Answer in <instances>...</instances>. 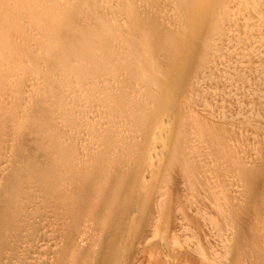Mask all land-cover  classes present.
Segmentation results:
<instances>
[{
	"label": "rangeland",
	"instance_id": "374dc122",
	"mask_svg": "<svg viewBox=\"0 0 264 264\" xmlns=\"http://www.w3.org/2000/svg\"><path fill=\"white\" fill-rule=\"evenodd\" d=\"M0 1L45 28L41 34L19 15L20 32L7 34L20 61L14 76L0 72V264H264V60L249 53L264 43L259 23L248 18L247 31L237 29L228 15L233 0ZM249 2L264 21V4ZM228 25L245 53L221 50ZM144 32L161 39L162 50L148 58L132 39ZM127 40L136 44L132 62ZM149 61L159 65L156 76ZM34 77L40 84L29 94ZM164 94L166 148L144 182L147 137ZM211 231L227 238L223 251ZM42 237L56 244L31 263Z\"/></svg>",
	"mask_w": 264,
	"mask_h": 264
},
{
	"label": "bare ground",
	"instance_id": "6f19581e",
	"mask_svg": "<svg viewBox=\"0 0 264 264\" xmlns=\"http://www.w3.org/2000/svg\"><path fill=\"white\" fill-rule=\"evenodd\" d=\"M38 1V0H37ZM175 1V0H174ZM178 2H179V4L178 5H180V4H184L185 5V0H177ZM250 0H233V5H232V7H231V9L229 10V12L230 13H228V15L230 14V19L234 22V23H238V24H240L241 25V27H238V26H240V25H238L237 27V29H239V28H241V29H245V27H246V20L248 19V18H251L253 21H254V25H255V23L256 24H258L259 23V25L261 26V27H258V28H262L263 30H264V21L262 20L261 21V19H260V17H259V15L258 14H256V13H254V12H256V10L253 12V7L251 6V5H249V4H251L250 2H249ZM260 4H264V0H257ZM2 1H0V22L1 23H4V24H1V25H5L6 24V21H7V19H6V17H8V16H10L11 15V13L8 11V10H6V9H4V8H2V3H1ZM52 2V1H51ZM123 2H125V1H123ZM130 2V1H129ZM192 2H193V0H192ZM45 3V2H44ZM61 3V2H60ZM113 3V2H112ZM209 3V2H208ZM207 3V4H208ZM43 4V3H42ZM45 4H47V3H45ZM49 4H51V3H49ZM120 4V3H119ZM127 4V3H126ZM198 4H200V2L198 3ZM202 4H204V3H202ZM206 4V5H207ZM259 4V5H260ZM41 5V4H40ZM65 5V4H64ZM149 5V4H148ZM154 5V4H153ZM206 5H205V7H206ZM75 6V5H74ZM88 6V5H87ZM86 6V7H87ZM104 6H105V4H104ZM204 6V5H203ZM50 7V6H49ZM89 7V6H88ZM91 7V6H90ZM199 7H202L201 6V4L199 5ZM205 7H204V9H203V11H201L200 10V12L203 14H200V18L201 17H203L205 14H206V11H205ZM218 7V6H217ZM39 8V7H38ZM48 8V7H47ZM51 8V7H50ZM64 8H66V7H64ZM196 8V7H195ZM203 8V7H202ZM202 8H200V9H202ZM37 9V8H36ZM100 9V8H99ZM110 9V8H109ZM150 9V8H149ZM218 9V8H217ZM262 9V8H261ZM40 10V9H39ZM45 10V9H44ZM54 10V9H53ZM80 10V9H79ZM89 10V9H88ZM127 10V9H126ZM206 10H207V8H206ZM36 11V10H35ZM38 11V10H37ZM43 11V10H42ZM52 11V10H51ZM108 11H110V10H108ZM171 11V10H170ZM258 12V11H257ZM50 13V12H49ZM51 13H53V12H51ZM24 14L26 15V17L24 16ZM37 14V13H36ZM40 14V13H39ZM60 14H62V13H60ZM68 14H70V13H68ZM112 14V13H111ZM19 15H20V17H24V19H25V22L28 24V25H31V26H33L34 27V29L37 31V32H39V33H41L42 32V30L43 31H45V28L42 26V22L40 21V20H38L37 18L36 19H33L32 17H31V15H29V16H27L28 14H26L24 11H21V12H17V13H15V14H13V16H12V20L10 19V21L8 22V24H6L5 26H0V48L2 49V54L0 55L1 57H0V61H2V63H0V72H6L7 73V75L8 76H10V77H12V76H14V73H15V69L16 68H18L19 66H17L18 64H19V61H17L18 59L17 58H14V57H12V56H10L12 53H13V51H12V53H10L9 54V51H11L10 50V48H11V45L9 46V38H8V32H9V30H10V32H13V33H19L20 31V28H18V27H20V21H18V22H15L18 18H19ZM42 15V14H41ZM100 15V14H99ZM141 15V14H140ZM208 15V14H207ZM213 15V14H212ZM10 16V17H11ZM40 16V15H39ZM43 16H45V14H43ZM48 16H49V14H48ZM50 17V16H49ZM117 17V16H116ZM59 18V17H58ZM94 18V17H93ZM142 18V17H141ZM199 18V19H200ZM47 20H48V18H46ZM52 18H50V20H51ZM110 19V18H109ZM139 19V18H138ZM198 19V20H199ZM202 19V18H201ZM201 19H200V21H201ZM218 19V18H217ZM54 20V19H53ZM114 20V19H113ZM98 21V20H97ZM129 21V20H128ZM199 21V22H200ZM249 21H250V19H249ZM22 22V21H21ZM91 22V21H90ZM94 22V21H93ZM108 22V21H107ZM106 22V23H107ZM130 22V21H129ZM206 22H207V20H206ZM263 22V23H262ZM50 23V22H49ZM66 23V22H65ZM112 22H110V24H111ZM114 23V22H113ZM203 23H205V22H203ZM13 24H18V26H16V28H13ZM98 24V23H97ZM122 24V23H121ZM250 24H252V22L250 23ZM46 25V24H45ZM101 25V24H100ZM248 25V24H247ZM123 26V25H122ZM149 26V25H148ZM235 26V25H234ZM234 26H231V25H228L227 27H226V29H224L225 30V36H224V38H222V41H221V43H220V45L219 44H216V46L217 45H219L220 47H221V50H223L225 53H228L229 55H230V53H233V52H235V51H238V47H240L239 45H236L235 44V42H232V41H235V39L234 38H237V40H238V37H236V35H237V32H239V31H237V29H235L234 28ZM255 26H257V25H255ZM27 27V26H26ZM61 27V26H60ZM102 27V26H101ZM107 27V26H106ZM114 27H115V25H114ZM251 27H253V25H251ZM27 28H29V27H27ZM76 28V27H75ZM199 28V27H198ZM197 28V29H198ZM249 27H247V29H248ZM118 29V28H117ZM133 31H137L138 32V34L140 33V31H139V27L138 26H136V25H134L133 26ZM142 30H143V28H141ZM140 29V30H141ZM247 29H245L246 31H247ZM252 29V28H251ZM12 30V31H11ZM56 30V29H55ZM81 30V29H80ZM107 30V29H106ZM86 31H88V30H86ZM258 31V30H257ZM113 32V31H112ZM250 32H252V31H250ZM264 32V31H263ZM108 32H106V34H107ZM145 33V32H144ZM199 33V31L197 30V34ZM240 33H242V32H240ZM240 33H238L239 35H240ZM42 34V33H41ZM46 34V33H45ZM81 34V33H80ZM83 34V33H82ZM85 34V33H84ZM130 34V33H129ZM138 34H136V36L133 34V38L132 39H134V37H136V38H139V40H140V42L139 43H136V44H138L139 46V48L141 49V52H142V54L145 56V54H146V56H147V58H148V55H153V52H154V50H158V49H160V50H162L161 48H159V45H158V43H159V41H161V39L160 38H158V37H156L153 33H149V34H147V33H145L146 35H144V34H141L142 36H138ZM250 34V33H249ZM70 35V34H69ZM77 35V34H76ZM94 36L95 35V33L93 34V32H92V34H91V36ZM245 35V34H244ZM244 35H242V36H244ZM246 35H247V33H246ZM256 35H258V34H256ZM46 36H48V35H46ZM122 36V35H121ZM120 36V37H121ZM49 37V36H48ZM96 37V36H95ZM253 37V36H252ZM94 38V37H93ZM119 38V37H118ZM251 38V37H250ZM253 38H255V36L253 37ZM54 39V38H53ZM87 39H88V37H87ZM13 40V39H12ZM35 40V39H34ZM95 40V39H94ZM236 40V41H237ZM253 39H250V41H252ZM256 40V39H255ZM42 40H40V42H41ZM184 41V42H183ZM249 41V42H250ZM257 42H258V40H256ZM263 41V40H262ZM39 42V41H38ZM46 42V41H45ZM53 42L56 44V45H58V42L59 41H57V38L56 39H54L53 40ZM95 42V41H94ZM99 42V41H98ZM121 42V41H120ZM185 42H186V40H182V42L180 43L182 46H183V43L185 44ZM264 42V41H263ZM53 43V44H54ZM109 43V42H108ZM105 44L106 45V47H105V49H106V51H109V53L107 52V56H106V58H108V60H112V56L113 55H110V53H111V46L109 45V44ZM114 43V42H113ZM116 43V42H115ZM237 43H239V41L237 42ZM247 43V42H246ZM51 44V43H50ZM112 44V43H111ZM136 44H135V41L133 40L132 42L131 41H128L127 40V43H126V49L127 50H131V49H133L134 51L133 52H131L130 53V57H129V60L132 62V61H134L135 60V57H134V54L136 55L137 54V52H136ZM241 45V44H240ZM47 46V45H46ZM49 46V45H48ZM51 47L50 48H53V45H50ZM93 46V45H92ZM181 46V47H182ZM218 46V47H219ZM180 47V48H181ZM243 47V46H242ZM242 47H240V48H242ZM89 48H90V46H89ZM123 48H125L124 46H123ZM47 49H48V47H47ZM246 49V48H245ZM44 50V49H43ZM92 50V49H91ZM217 50H220V49H217ZM241 50V49H240ZM46 51V50H45ZM48 51V50H47ZM46 51V53L45 54H47V53H49V52H47ZM82 51V50H81ZM99 51V50H98ZM132 51V50H131ZM177 51V50H176ZM242 51L245 53V51H244V47L242 48ZM251 51V52H250ZM65 52V51H64ZM88 52V51H87ZM243 52H242V55H243ZM15 53H17V52H15ZM14 53V54H15ZM84 53V52H83ZM237 53V52H236ZM235 53V54H236ZM249 53H251L252 55H253V57L254 58H257V59H260L259 61H261L262 59L264 60V58H263V53H264V43H262L261 45L259 44V42L258 43H253V44H251L250 45V50H249ZM37 54V53H36ZM114 54V53H113ZM220 54H222V53H220ZM224 54V53H223ZM234 53H233V55H235ZM239 54V56H240V53H238ZM238 54H237V56H238ZM250 54V55H251ZM20 55V54H19ZM100 55V54H99ZM119 55V54H118ZM246 55V54H245ZM244 55V56H245ZM252 55H251V58H252ZM218 56L219 57H221L220 55H219V53H218V55H217V59H218ZM12 57V58H11ZM16 57V56H15ZM71 57V56H70ZM116 57V56H115ZM216 57V56H215ZM224 57V56H223ZM222 57V58H223ZM230 57V56H229ZM228 57V58H229ZM232 57H234V56H232ZM236 57V56H235ZM234 57V59H236ZM241 57V56H240ZM53 58V57H52ZM253 58V59H254ZM17 59V60H16ZM98 59V58H97ZM126 59V58H125ZM215 59V58H214ZM213 59V60H214ZM223 59H225V58H223ZM244 59H245V57H244ZM106 60V59H105ZM151 60V59H150ZM220 60V59H219ZM230 60H231V58H230ZM238 60V59H237ZM118 61V60H117ZM128 61V60H127ZM227 62H228V60H226ZM233 61V60H232ZM231 61V62H232ZM95 62V61H94ZM109 62V61H108ZM120 62V61H119ZM124 62V61H123ZM212 62V61H211ZM219 63L218 64H221L220 63V61H218ZM231 62H230V64H231ZM253 62H255V60H253ZM256 62H258V61H256ZM110 63V62H109ZM125 63V62H124ZM146 64H147V67L150 69V73L152 74V75H155L156 76V74H157V72H156V70H158V66H155L154 64H153V62L151 61H149V63L148 62H145ZM224 63H225V60H224ZM235 63H237L238 65H240V67H241V69H242V67H246V66H244L243 65V61H241V59L239 60V61H235ZM240 63V64H239ZM260 63V62H259ZM262 63H264L263 61H262ZM27 64V63H26ZM119 64V63H118ZM133 64V63H132ZM211 64V63H210ZM217 64V63H216ZM229 64V63H228ZM234 64V63H233ZM232 64V65H233ZM258 64V63H257ZM53 65V64H52ZM51 65V66H52ZM73 65V64H72ZM115 65V64H114ZM212 65V64H211ZM234 65H236V64H234ZM259 65V64H258ZM262 65V64H261ZM260 65V66H261ZM20 66H22L21 64H20ZM216 66V65H215ZM219 66V65H218ZM220 66H222V65H220ZM219 66V67H220ZM226 66V65H225ZM224 66V67H225ZM255 66H257L256 64H255ZM260 66H257V67H259L260 68ZM79 67V66H78ZM115 67H116V65H115ZM217 67V66H216ZM219 67H218V69H219ZM223 67V66H222ZM224 67H223V69H224ZM227 67H228V65H227ZM230 67H232L231 65H230ZM234 67V66H233ZM208 68V67H207ZM237 68V67H236ZM254 68H256V67H254ZM258 68V69H259ZM262 69H264L263 67H261ZM260 68V69H261ZM33 69V68H32ZM120 69V68H119ZM133 69V68H132ZM210 68H208V70H209ZM212 69V68H211ZM222 69V68H221ZM17 70V69H16ZM130 70H131V68H130ZM207 69H205V71H206ZM228 70V69H227ZM227 70H226V72H227ZM236 69H234V71H235ZM243 70V69H242ZM77 71V70H76ZM83 71V70H82ZM120 71V70H119ZM132 71V70H131ZM137 71V70H136ZM143 71H145L144 69H143ZM148 71V70H147ZM204 71V70H203ZM213 71V70H212ZM211 71V72H212ZM219 71V70H218ZM225 71V70H224ZM73 72H75V71H73ZM221 72V71H220ZM225 72V73H226ZM232 72V71H231ZM236 72H237V70H236ZM238 72H239V70H238ZM240 72H241V70H240ZM243 72V71H242ZM82 73V72H81ZM213 73V72H212ZM211 73V74H212ZM223 73V72H222ZM224 73V74H225ZM229 72H227V74H228ZM73 74V73H72ZM121 74V73H120ZM123 74V73H122ZM209 74V73H208ZM210 74V75H211ZM224 74H221V75H224ZM232 74V73H231ZM234 74V73H233ZM204 75V74H203ZM217 75V74H216ZM77 76H79V75H77ZM207 76V75H206ZM205 76V77H206ZM209 76V75H208ZM18 77V76H17ZM125 77V76H124ZM132 77V76H131ZM142 77V76H141ZM148 77V76H147ZM202 77H204V76H202ZM227 77V76H226ZM230 77V76H229ZM228 77V78H229ZM70 78V77H69ZM150 78V77H149ZM207 78V77H206ZM225 78V77H224ZM223 78V79H224ZM54 79V78H53ZM75 79V78H74ZM83 79V78H82ZM123 79V78H122ZM205 79V78H204ZM203 79V80H204ZM209 79V78H208ZM42 80V79H41ZM146 81H144V84L146 85V86H150L153 82H151L149 79L147 80V79H145ZM202 80V79H201ZM210 80V79H209ZM208 80V81H209ZM226 80H228V79H226ZM231 80V79H230ZM229 80V81H230ZM76 81V80H75ZM205 81V80H204ZM1 82V81H0ZM40 82V80L38 79V77L37 78H33V79H31L30 81H29V87H28V93L29 92H33L32 90H33V88H35L36 86H38V84H40L39 83ZM64 82V81H63ZM224 82V81H223ZM82 83V82H81ZM142 83V82H141ZM199 83H201V81L199 82ZM204 83V82H203ZM206 83H208V82H206ZM205 83V84H206ZM211 83V82H210ZM228 83H230V82H228ZM232 83V82H231ZM204 84V87H206V85H207V87H210L211 85L209 84H206L205 85ZM69 85V84H68ZM224 85H227V83H224ZM233 85H234V83H233ZM236 85V84H235ZM2 86V84L0 83V87ZM201 86H202V84H201ZM200 87V86H199ZM198 87V88H199ZM225 87V86H224ZM76 88V87H75ZM125 88V87H124ZM214 88V87H213ZM231 88H232V86H231ZM231 88L229 89L230 90V92H231ZM234 88V87H233ZM202 89V88H201ZM204 89V88H203ZM206 89V88H205ZM211 89V88H210ZM209 89V90H210ZM228 89V88H227ZM26 90V89H25ZM236 90V89H235ZM152 91V90H151ZM201 91V90H200ZM228 91V90H227ZM22 92V91H21ZM27 92V91H26ZM165 92H166V95H167V97L168 96H170L171 95V93H172V89H171V86L168 88V89H165ZM205 92H207V89H206V91ZM212 92H215L214 90L212 91ZM234 92V91H233ZM238 91H236V93H237ZM241 92V91H240ZM226 93H228V92H226ZM235 93V92H234ZM27 94V93H26ZM30 94V93H29ZM207 94H209V93H207ZM229 94V93H228ZM166 95L164 94V98H165V103L163 104H160L159 106H158V112H157V116H155V120H153V121H155L154 123H152V125H153V127L151 128V126H150V128H151V130L149 129V134H148V147L145 149V152H144V162H145V168H146V172H144L143 173V177H142V181H144V180H148V179H150V176H151V172H153V169H155L157 166H158V164L160 163V161L162 160V158H163V156H164V148H166V143H165V139H166V136H167V132H168V126H169V117L171 116H168V114L167 113H169V111H170V105H168L167 103H166ZM211 95V94H210ZM18 96V95H17ZM212 96H213V94H212ZM230 97H231V94L229 95ZM0 97H4L5 98V95L3 94V93H0ZM69 97V96H68ZM210 97V96H209ZM214 97V96H213ZM213 97H210V98H213ZM232 97H233V95H232ZM231 97V98H232ZM235 97V96H234ZM241 97V96H240ZM122 98V97H121ZM163 98V97H162ZM262 98V97H261ZM17 99V98H16ZM202 99V98H201ZM233 99H235V98H233ZM237 99V98H236ZM263 99V98H262ZM162 100V99H161ZM205 100V99H204ZM163 101V100H162ZM167 101H169V99H167ZM201 102V101H200ZM205 101H203V103H204ZM198 103V102H197ZM202 103V104H203ZM207 103V102H206ZM236 103V102H235ZM190 105V104H189ZM200 105H201V103H200ZM207 104H205V106H206ZM69 106V105H68ZM191 106V105H190ZM203 106V105H202ZM108 107V106H107ZM197 107V106H196ZM197 108H199V105H198V107ZM197 108H196V110H197ZM205 107L203 106V108L201 107V109H200V112L202 113V114H205V116H206V112H207V110L206 109H204ZM169 110V111H168ZM206 110V111H205ZM219 111V110H218ZM1 112H3V111H1ZM6 112V111H5ZM71 112V111H70ZM25 114V113H24ZM93 114H95V113H93ZM169 114H171V113H169ZM200 114V113H199ZM211 114V113H210ZM222 114H223V112H222ZM237 114H239V113H237ZM89 116L90 115H92V114H88ZM212 115V114H211ZM220 115V114H219ZM240 115V114H239ZM213 116V115H212ZM221 116V115H220ZM225 116V115H224ZM234 116H236V115H234ZM12 117V116H11ZM92 117V116H91ZM211 117V116H210ZM229 116H227V119L229 120V118H228ZM238 117V116H237ZM243 117V116H242ZM95 118V117H94ZM97 118H98V116H97ZM96 118V119H97ZM221 118V117H220ZM223 118V117H222ZM233 118V116L231 117V119ZM99 119H100V117H99ZM99 119H97L98 121H99ZM215 119H217V117L215 118ZM230 119V120H231ZM261 119V122H263V120H262V118H260ZM96 120V121H97ZM101 121L100 122H102L103 123V120L102 119H100ZM219 120H222V119H219ZM93 121V120H92ZM94 121H95V119H94ZM95 121V122H96ZM97 121V122H98ZM224 121V120H223ZM260 121V120H259ZM58 122V121H57ZM104 123H106L105 122V120H104ZM103 123V124H104ZM264 123V122H263ZM68 124V123H67ZM102 124V125H103ZM253 124V123H252ZM98 125H101V123L99 124V122H98ZM97 125V126H98ZM100 127V126H99ZM104 127V126H103ZM239 133V132H238ZM86 134V133H85ZM86 136V135H85ZM13 137V136H12ZM89 137H91V136H89ZM82 138V137H81ZM84 138V137H83ZM82 138V139H83ZM89 139H87V138H84V140L82 141V142H84V141H88ZM93 141V140H92ZM85 142V143H86ZM104 142V141H103ZM89 143V142H88ZM101 144V143H100ZM89 145H90V143H89ZM96 145L97 144H95V147H96ZM92 146V145H91ZM252 150V149H251ZM253 151H254V148H253ZM252 151V152H253ZM250 152V151H249ZM251 152V153H252ZM254 153V152H253ZM249 154V153H248ZM250 155V154H249ZM255 155H256V153H255ZM246 157H247V154H246ZM246 157H244L243 159H245ZM250 157V156H249ZM253 157V156H252ZM249 159V158H248ZM247 158H246V160H248ZM253 159V158H252ZM254 159H255V157H254ZM245 161V160H244ZM249 161H251V160H249ZM7 163V162H6ZM6 163H4L3 162V164L1 165L2 166V168H5L6 167ZM8 167V166H7ZM27 167H30V166H27ZM28 169V168H27ZM30 169V168H29ZM34 169H32L31 171H33ZM3 171V170H2ZM34 173H35V171H33ZM38 172V171H37ZM39 173V172H38ZM39 175V174H38ZM37 175V176H38ZM37 176H36V178H37ZM43 176V175H42ZM41 176V177H42ZM35 177V176H34ZM21 178V177H20ZM37 179H39V178H37ZM15 181H13V183H14ZM145 182V181H144ZM16 183V182H15ZM11 184H12V182H11ZM10 183H9V185H11ZM13 186H16V185H13ZM145 187V186H144ZM143 187V188H144ZM235 187V186H234ZM14 188V187H13ZM146 188V187H145ZM84 189H85V187H84ZM14 190H16V188H14ZM145 190V189H144ZM232 191V190H231ZM238 191V190H237ZM140 192V191H139ZM236 192V191H235ZM17 193V192H16ZM49 194V193H48ZM234 194V193H233ZM236 194V193H235ZM234 194V195H235ZM47 195V194H46ZM237 195V194H236ZM50 197V196H49ZM138 198V197H137ZM136 202L134 203V206H136ZM65 205V204H64ZM67 205V204H66ZM138 205V204H137ZM63 207V206H62ZM53 214V213H52ZM49 215V214H48ZM10 216V215H9ZM9 216H8V218H9ZM50 216V215H49ZM2 218H4V217H2ZM45 219V218H44ZM49 220V219H48ZM47 220V221H48ZM52 220V219H51ZM51 220H49V222H51ZM44 221H46V220H44ZM131 222H132V220H131ZM53 223V222H52ZM48 224H50V223H48ZM41 225H43V223L41 224ZM47 225V224H46ZM52 225V224H51ZM47 226H50V225H47ZM51 227V226H50ZM46 227H44V229H43V231L44 230H46L45 229ZM48 228V227H47ZM51 229V228H50ZM49 230V229H48ZM52 230V229H51ZM43 231H41V233H44V235L45 234H47V233H45V231L43 232ZM53 231V230H52ZM54 232V231H53ZM49 233V232H48ZM219 233V232H218ZM52 234V233H51ZM210 234H211V236H212V238L215 240V244L217 245V247H219L220 249L218 250V252L220 251H223L224 250V244H225V242H226V239L227 238H223V236L222 235H218L217 233H215L214 231H211L210 232ZM43 236V235H42ZM47 237H48V235H47ZM52 238V237H51ZM50 238V239H51ZM49 238L46 240V238H45V240L46 241H44L43 240V237H42V241L41 242H39L38 244H36L37 245V249L35 250V251H33L30 255H29V260H30V262L31 263H33V262H36L37 263V261L39 260V259H42L41 258V253H42V251L44 250V248L47 246V247H49V246H55V244H56V242L54 241V240H52L51 239V241H48V240H50ZM56 239V238H55ZM81 239V238H80ZM56 241H57V239H56ZM79 242H81V241H79ZM84 242H85V240H84ZM22 244V243H21ZM81 244H82V242H81ZM35 245V246H36ZM23 246V245H22ZM21 246V247H22ZM34 246V248H36ZM23 247H25V245L23 246ZM53 248H55V247H53ZM33 250V249H32ZM162 251H166V249L163 247V250ZM216 255V254H215ZM221 255V254H220ZM40 261V260H39Z\"/></svg>",
	"mask_w": 264,
	"mask_h": 264
}]
</instances>
